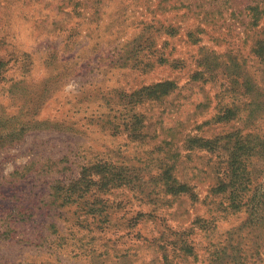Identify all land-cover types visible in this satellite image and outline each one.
I'll use <instances>...</instances> for the list:
<instances>
[{
	"label": "rangeland",
	"instance_id": "1",
	"mask_svg": "<svg viewBox=\"0 0 264 264\" xmlns=\"http://www.w3.org/2000/svg\"><path fill=\"white\" fill-rule=\"evenodd\" d=\"M260 44L264 0H0V264H264Z\"/></svg>",
	"mask_w": 264,
	"mask_h": 264
},
{
	"label": "trees",
	"instance_id": "2",
	"mask_svg": "<svg viewBox=\"0 0 264 264\" xmlns=\"http://www.w3.org/2000/svg\"><path fill=\"white\" fill-rule=\"evenodd\" d=\"M257 51L259 55L263 56L264 55V45L260 44L259 47L257 48ZM264 61V59H263ZM4 66V62L0 60V72L2 67ZM1 75V73H0ZM1 80L2 78L0 77V85H1ZM252 81L246 80V84H251ZM1 87V86H0ZM175 88V84L172 81H161L158 83H155L153 85H148L145 86L138 91L134 93V96L138 95L139 99H142L143 95L146 94L147 96H156L160 97L162 95H166L169 93L170 90ZM262 100H257L255 104L257 105L256 108H260V104L262 103ZM237 113V110L235 108H227L222 114L218 116L219 120H230L233 118ZM135 122H139V115L135 114ZM26 128H21L20 131L24 132ZM132 131L135 133V126L132 127ZM28 130V129H27ZM250 136L247 138V140L243 141L240 136L238 137L236 133L232 134H227L226 136L223 137L225 140V147L228 150V160H227V168L226 172L229 177V184L231 185V199L233 202V205H237V199H238V194H240L241 190H244L246 187H248L249 181H250V171L248 170L247 164H246V158L248 155L252 154L253 151H256L259 153L260 149H263L264 152V139L263 140H258L260 141L258 144L255 143L252 145V139H249ZM202 146L208 147V148H213L215 145V140L212 141H206L205 143L203 142L201 144ZM260 148V149H259ZM112 166L111 163H96L92 166H86L84 168V173L83 176L80 177V179L72 182L68 189L66 190L65 188H62L59 184L57 186V190L61 192V190H64V192H68L69 190V195L64 196L63 194H60V199L62 200V204H64L65 197H70V195L73 193V191L79 190L80 187L79 185L81 184L82 181L86 180L89 181L88 176L90 175L91 170L97 169V171L107 166ZM118 167V166H117ZM109 170V169H108ZM164 174L166 177L165 179V186L168 188V190L176 193L179 191L185 190L187 187L185 184H180L177 183V180L174 179L169 170H164ZM114 175H117L116 173ZM223 187V186H220ZM63 193V192H62Z\"/></svg>",
	"mask_w": 264,
	"mask_h": 264
}]
</instances>
